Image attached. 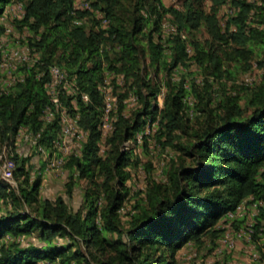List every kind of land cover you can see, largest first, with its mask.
<instances>
[{
  "label": "trees",
  "instance_id": "1",
  "mask_svg": "<svg viewBox=\"0 0 264 264\" xmlns=\"http://www.w3.org/2000/svg\"><path fill=\"white\" fill-rule=\"evenodd\" d=\"M12 1L0 0V16ZM20 1L25 15L14 19L15 27L38 37L29 35L27 41L40 57L22 68V80L0 91V155L9 147L17 181V187H10L0 173V264H174L183 244L212 250L228 226H244L253 202L258 212L252 216V240L264 235V0H183L181 9L166 7L162 0H90L110 19L106 28L90 11L74 10L73 0ZM227 4L234 11L221 16V25L218 14ZM166 15L177 31L160 42L156 33ZM199 27L202 39L194 33ZM252 59L262 73L246 90L244 102L219 93L214 84L230 72L227 64L249 69ZM192 62L201 82L193 71H188V83L182 73L174 78L173 70H186ZM50 64L77 75L90 95L74 110L87 138L63 163L66 196L86 180L75 210L62 195L40 196L42 180L40 175L30 179V156L14 151L21 127L33 133L42 129L40 142L53 148L60 125L41 119L49 104L44 83ZM104 64L124 81L114 86V128L100 153L98 84ZM130 92L137 99L126 114L124 99ZM149 118L157 119L152 136L175 154L163 180L150 179L143 195L130 196L127 166L137 159L129 156L133 149H124V142ZM191 119L198 123L195 128ZM131 198L123 219L120 210ZM243 202L246 212L227 215Z\"/></svg>",
  "mask_w": 264,
  "mask_h": 264
},
{
  "label": "built area",
  "instance_id": "2",
  "mask_svg": "<svg viewBox=\"0 0 264 264\" xmlns=\"http://www.w3.org/2000/svg\"><path fill=\"white\" fill-rule=\"evenodd\" d=\"M73 9L90 11L97 19L98 26L101 28H106L110 23V19L105 15L104 11L93 8L90 0H73ZM24 15V3L20 0H14L5 6L4 12L0 16V23L3 26V32L0 35V91H4L15 82L22 80L24 77L22 68L31 67L40 57L39 52L34 46H30L27 41L29 35L38 37L26 27H23L21 30H17L15 27L14 19H20ZM76 21L79 22V20ZM160 29L162 32L160 42H164L169 35L177 31L176 25L167 19L161 21ZM187 51H191L189 46H187ZM48 72L49 78L44 83V90L49 99V104L44 107L41 119L45 124L57 120L60 125V130L52 141L53 154L48 156L45 145L40 142L42 129L33 133L27 127H21L17 133V140L24 137L32 147H35L37 151L44 155L47 170L62 166L67 155L73 151L78 152L75 144L77 140L85 139L87 131L80 128L78 122L79 116L74 110L77 109L79 100L84 102L90 100V95L81 89L77 75L70 73L57 64H50ZM2 75H4L3 79H1ZM174 78L177 79V77ZM123 81L122 74H118L112 70H106L104 71L103 79L98 84V89L102 97V114L98 127L103 138H107L114 128V120L118 106V95L115 93L114 86L122 85ZM163 95L164 86H161L156 96V102L159 108L163 103V100L161 101ZM136 99L137 96L130 92L124 99L126 107L129 106V103L130 105L133 102L135 103ZM156 124L157 119L149 118L144 127L137 131L133 138L124 142V149L131 150V143L142 144L145 137L154 133ZM79 145L81 147V144ZM5 150L6 148L3 149L0 155L2 161L0 173L10 187H17V181L13 174L15 163L9 154H5ZM246 211V204L243 202L238 204L234 211H228L227 215L233 217L235 215H241ZM249 211L251 216L246 224L234 231L236 236L247 239V241L252 238V216L258 212L256 202L251 203Z\"/></svg>",
  "mask_w": 264,
  "mask_h": 264
},
{
  "label": "rangeland",
  "instance_id": "3",
  "mask_svg": "<svg viewBox=\"0 0 264 264\" xmlns=\"http://www.w3.org/2000/svg\"><path fill=\"white\" fill-rule=\"evenodd\" d=\"M182 2L183 0H162L164 6H174L180 9L183 7ZM208 4L209 2L205 1L203 7L206 9ZM233 11V8L228 4L223 5L220 8L218 15L220 17L221 25H224L225 22V18L221 16H223V14H232ZM168 18L169 16L166 15L165 19ZM161 33V31H158V33H156V37L158 40H160ZM181 33L185 38H187L186 32L182 31ZM194 33L200 39L204 38L205 36L204 31L200 27ZM227 68L230 72L226 73V75L223 76L218 81V83H215L214 85L216 87H219V93L224 91L227 94L237 95L239 97L240 103L242 104L247 95L246 90L250 86H253V84H255L256 82H258L259 76L262 73V68L257 66L254 59H252L249 69H246L244 65L239 68H235L231 66L229 67L228 64ZM106 70L108 69L104 64V71ZM173 71V76L177 78L182 73V75L185 76L187 83L189 82L188 79L190 78V74H188V71H193L196 74V81L201 82L202 76L200 75V70L197 68V65L194 62H192L190 67L186 70L178 66V68ZM3 77L4 75H2L1 79H3ZM162 100L163 99L161 98V101ZM187 100L188 103L192 105L193 98L188 97ZM134 104V102L131 105L129 103V106L125 110L126 114L134 106ZM189 125L192 128H195L198 123L191 119ZM100 136L99 152L103 153L106 148V138H103L101 133ZM86 138L87 136H85V139L77 140L75 148H77L78 152L80 150L79 144L84 142ZM19 140L21 147L22 145H25V143L28 145L30 144L29 141L25 140L24 137L20 138ZM130 147V149H133V152H131L129 156L132 159L136 158L137 163L135 165L129 164L127 166V168L130 169L131 173L130 178L127 180V186H129L130 189V196H136V193L141 196L143 195L144 188L148 180L154 179L157 181H161L165 178L164 168L170 162V158L173 157L175 151L171 146L163 148L156 141L155 136L152 135L146 137L142 144L131 143ZM8 151L9 147L5 150L6 155H8ZM14 151L24 156H30L29 162L32 164V167L30 168V179H33L37 175L41 176L42 181L39 190L40 196L53 199L57 195H62L65 197L71 209L75 210L80 206L82 201V189L86 185L85 179L79 180V185L74 187L72 196L69 198L65 194V183L68 181V177L67 171L63 167V165L54 169L47 170L44 155L40 154L44 160V163L39 164L37 161H34L33 155H35L36 152L25 154L23 153V149H21L20 151L17 144H15ZM53 152L54 149L52 147L50 149L46 148V154H48V156L52 155ZM74 152L75 151L71 153ZM41 166L42 168H40ZM50 179H52V181H49ZM129 200L123 205L120 210L123 219L126 218L127 215L125 214V212L133 202L132 198ZM248 216H251V213H249ZM231 227L232 226H228L222 233H220V235L216 239V245L212 250H208V248L204 247L196 248L192 245V243L188 242L183 244L175 251L176 261L174 264H264V235L258 237L257 241H253L252 238L247 241V239L236 236L234 232L235 230Z\"/></svg>",
  "mask_w": 264,
  "mask_h": 264
},
{
  "label": "crops",
  "instance_id": "4",
  "mask_svg": "<svg viewBox=\"0 0 264 264\" xmlns=\"http://www.w3.org/2000/svg\"><path fill=\"white\" fill-rule=\"evenodd\" d=\"M16 144L19 146V149H20V151H21V149H23L24 150V152L23 153H28V154H31V153H34V148L31 146V144H26L25 143V145H22V147L20 146V140H17L16 141ZM34 156V161H37L39 164L40 163H44V160H43V158H42V156L37 152V153H35V155H33ZM35 157H36V159H35ZM49 181H52V179H50Z\"/></svg>",
  "mask_w": 264,
  "mask_h": 264
}]
</instances>
